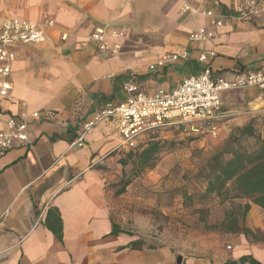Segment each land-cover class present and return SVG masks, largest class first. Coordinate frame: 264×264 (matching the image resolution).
Instances as JSON below:
<instances>
[{
  "label": "crops",
  "instance_id": "obj_1",
  "mask_svg": "<svg viewBox=\"0 0 264 264\" xmlns=\"http://www.w3.org/2000/svg\"><path fill=\"white\" fill-rule=\"evenodd\" d=\"M240 1L0 2V28L6 19L54 23L43 44L11 48L10 90L0 97V130L9 118L39 115L29 119V144L0 151V264H231L245 257L264 264V211L257 206L248 203L249 211L239 217L248 233L201 234L195 240L189 230L182 238L170 223L176 212L191 211L163 198L160 166L144 170L117 194L130 180L134 150L122 144L116 120L101 121L81 146L75 144L85 123L108 103L126 99L123 86L130 79L151 96L205 67L225 80L264 72V0H257L259 14L243 21L231 18ZM184 6L189 10L181 11ZM198 28L214 39L190 41ZM97 30L124 33L121 41L107 37L110 46L120 45L115 56L91 40ZM181 53L187 59L148 69L163 55ZM201 54L208 56L205 63L198 60ZM253 118L264 137V94L258 88L223 92L218 138L225 140ZM174 132L167 127L147 141L171 140ZM161 215L169 228H158ZM136 241L139 248H131Z\"/></svg>",
  "mask_w": 264,
  "mask_h": 264
},
{
  "label": "built area",
  "instance_id": "obj_2",
  "mask_svg": "<svg viewBox=\"0 0 264 264\" xmlns=\"http://www.w3.org/2000/svg\"><path fill=\"white\" fill-rule=\"evenodd\" d=\"M188 10V6L181 8V11ZM259 10L257 0H241L234 7L231 18L238 21L250 20L259 14ZM201 14L210 15L209 12ZM221 24L219 21L214 22L216 27H220ZM53 27L52 21L40 24L19 19L3 21L0 28V97H7L10 90L7 77L15 60L11 48L19 44H43L45 32ZM107 37L121 41L125 37L124 33L111 31L107 34L104 30H97L90 36L99 50L115 56L120 45L110 46ZM214 37L211 31L198 28L190 34L189 40L200 43L211 41ZM62 39H65V36H62ZM207 58V54H201L198 60L205 63ZM179 59H187L186 53L163 55L149 65L148 69L153 71ZM250 87H256L264 94V72L235 74L233 78L225 80L214 78L210 69L205 67L198 76L184 79L169 91L157 89L151 96L130 79L123 86L126 99L116 104L108 103L92 120L85 123L75 144L81 146L86 134L106 119L117 121L122 144L130 150L142 149L148 139L155 137L167 127L181 129L179 135L182 137H196L202 142L216 140L219 134L217 119L221 109V94ZM38 117L37 112H32L9 118L4 128L0 130V151H6L16 145L29 144V119L36 120Z\"/></svg>",
  "mask_w": 264,
  "mask_h": 264
},
{
  "label": "trees",
  "instance_id": "obj_3",
  "mask_svg": "<svg viewBox=\"0 0 264 264\" xmlns=\"http://www.w3.org/2000/svg\"><path fill=\"white\" fill-rule=\"evenodd\" d=\"M176 138L167 144L186 145L200 141L196 137H182L181 129H176ZM160 140H151L142 149L129 153L131 160L129 181H124L117 194L144 170L152 167V163L162 150ZM190 178H185L179 189L167 194V202L176 200L182 207L197 215L198 224L206 226L207 217L213 210L211 206L222 208V216L217 225H208V230L220 233H236L239 227V217L243 219L249 211L251 203L264 211V137L256 118L245 126L232 129L225 140L198 165ZM239 200H245L244 205ZM141 242L131 244L137 249ZM258 264L249 257L242 258L238 263Z\"/></svg>",
  "mask_w": 264,
  "mask_h": 264
},
{
  "label": "rangeland",
  "instance_id": "obj_4",
  "mask_svg": "<svg viewBox=\"0 0 264 264\" xmlns=\"http://www.w3.org/2000/svg\"><path fill=\"white\" fill-rule=\"evenodd\" d=\"M261 128V126H259ZM261 131V129H260ZM177 133L174 132L173 135L168 134V137L173 136L176 138ZM168 139H160L163 143L161 145L162 150L157 155L156 159L152 163V169L160 166L162 169L159 172L158 182L161 183L163 190L165 188L166 196L163 197L167 200V194L173 191L174 189H179L185 178H190L195 168L200 165L213 151L214 149L223 142L219 138L216 140H208L206 142H193L186 145L172 146V144H167V142L172 141ZM150 168V169H151ZM131 169V160H130V168H129V178H133V175H130ZM139 175V174H138ZM137 176V175H136ZM164 194V195H165ZM178 203V202H176ZM174 204V201H172ZM213 210L207 217L208 225H217L218 221L222 216V208L211 206ZM180 211V210H179ZM188 214H190L188 212ZM188 214L177 213L176 217L172 219L170 226L176 232H179L182 238L190 234L191 232H196L194 234L195 240H197V236H202L201 234H216L217 231L208 230L209 226H204L203 223L198 224L197 220H192ZM192 214V213H191ZM190 214V215H191ZM156 223L159 225V229L169 228L167 225L169 222L166 221L164 216L161 215L160 218H156Z\"/></svg>",
  "mask_w": 264,
  "mask_h": 264
}]
</instances>
